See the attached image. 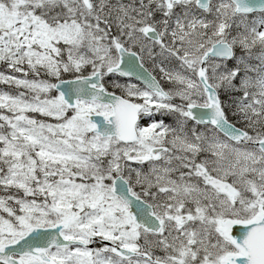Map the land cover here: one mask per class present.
I'll use <instances>...</instances> for the list:
<instances>
[{"label": "snow or ice", "instance_id": "obj_1", "mask_svg": "<svg viewBox=\"0 0 264 264\" xmlns=\"http://www.w3.org/2000/svg\"><path fill=\"white\" fill-rule=\"evenodd\" d=\"M0 85V264H264V0H0Z\"/></svg>", "mask_w": 264, "mask_h": 264}, {"label": "rangeland", "instance_id": "obj_2", "mask_svg": "<svg viewBox=\"0 0 264 264\" xmlns=\"http://www.w3.org/2000/svg\"><path fill=\"white\" fill-rule=\"evenodd\" d=\"M0 88H5V86H3V85H0ZM5 90H6V88H5Z\"/></svg>", "mask_w": 264, "mask_h": 264}, {"label": "trees", "instance_id": "obj_3", "mask_svg": "<svg viewBox=\"0 0 264 264\" xmlns=\"http://www.w3.org/2000/svg\"><path fill=\"white\" fill-rule=\"evenodd\" d=\"M237 126H239V125H237Z\"/></svg>", "mask_w": 264, "mask_h": 264}]
</instances>
